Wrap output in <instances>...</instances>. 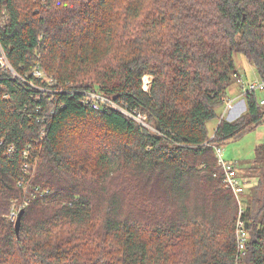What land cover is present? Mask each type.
<instances>
[{
    "label": "trees",
    "instance_id": "obj_1",
    "mask_svg": "<svg viewBox=\"0 0 264 264\" xmlns=\"http://www.w3.org/2000/svg\"><path fill=\"white\" fill-rule=\"evenodd\" d=\"M236 52L264 78V0H0V264H264V144L246 255L215 148L264 95L208 129Z\"/></svg>",
    "mask_w": 264,
    "mask_h": 264
},
{
    "label": "rangeland",
    "instance_id": "obj_2",
    "mask_svg": "<svg viewBox=\"0 0 264 264\" xmlns=\"http://www.w3.org/2000/svg\"><path fill=\"white\" fill-rule=\"evenodd\" d=\"M235 62L237 63V69L239 71V78L236 79L233 87L239 89L241 91V97L244 96L246 93L244 92V87L248 84V82L257 81L260 78H262L261 75H259L257 69L251 64L250 61L246 59L243 53L236 52L235 53ZM151 75H145L144 77V88L146 90L149 89L150 83L152 81ZM238 85V86H237ZM237 86V87H236ZM239 87V88H238ZM260 96H263L264 92L258 91ZM236 100V98H234ZM227 100H233V99H225L224 105L220 108L221 114L224 111V107H227V104L225 103ZM244 99H238V101H234V106L231 107V110H235L237 106H240L241 111L240 113H245L247 109L244 108L243 104ZM241 102L242 104H239ZM114 107H117L116 105ZM247 108V107H246ZM141 112H138V115ZM145 115V116H144ZM135 119L138 122L143 123L148 128H153L152 124L149 123L148 115L145 112H142V115L140 114ZM221 122L220 119L215 118L208 122V129L210 138H214L215 136V130L219 123ZM264 144V124H260L259 126L250 129V131H246L244 134L236 137V139L229 140L222 144L220 146V150L222 151L221 158L228 161L233 162L236 164V166L240 167V172L238 170V174L240 173L244 175L249 183H247L246 190L250 188L253 185H257L258 180L260 179V173L258 170L255 169H247L250 164L252 163V160L254 159L256 155V149L259 147V145ZM217 154V151H216ZM247 175V176H246ZM264 176V175H263ZM249 191V190H248ZM260 191V190H259ZM245 192L242 194L243 197L245 196ZM236 197V196H235ZM245 208V207H244ZM12 219H16V211L11 214Z\"/></svg>",
    "mask_w": 264,
    "mask_h": 264
},
{
    "label": "built area",
    "instance_id": "obj_3",
    "mask_svg": "<svg viewBox=\"0 0 264 264\" xmlns=\"http://www.w3.org/2000/svg\"><path fill=\"white\" fill-rule=\"evenodd\" d=\"M9 66L6 55L0 56V69L3 67ZM36 74L41 76L43 75V71L42 70H37ZM244 92L248 93V91H253V90H258L261 92H264V78H260L257 81H252V82H248V84L244 87ZM97 95L92 93V96L89 98V100L93 102V107L94 108H99V103L97 101H95ZM234 100H227L226 104V111L230 110L231 107L234 106ZM261 106L264 105V96L263 98L260 100ZM142 115V113H139V115ZM138 113L135 115V117L137 118ZM145 116V115H144ZM216 151H217V155H218V162L219 165L221 167V170H223L224 172V182L227 188L233 190L234 195L236 196V199L238 201V203L240 204V211H239V216H238V222H237V228H236V237H237V243H238V247L240 249V252L242 255H246L247 254V248L248 246H246L247 241L249 239V233L246 232L245 230V221L242 218V214L244 212V204H243V193L245 192V188L247 186V183H249V181L243 177L242 175L238 174V168L235 167V163L233 162H228L224 159L221 158V154L222 151L220 150L219 147H215ZM27 204V201L24 202V204L22 205V208Z\"/></svg>",
    "mask_w": 264,
    "mask_h": 264
},
{
    "label": "crops",
    "instance_id": "obj_4",
    "mask_svg": "<svg viewBox=\"0 0 264 264\" xmlns=\"http://www.w3.org/2000/svg\"><path fill=\"white\" fill-rule=\"evenodd\" d=\"M238 86V85H237ZM236 86V87H237ZM239 88V87H238ZM241 95V91L239 90V89H237V88H235V87H231L230 88V91H229V93H228V95H227V98L226 99H233L234 101H238V99H244L243 100V104L241 103V102H239V104H242L243 106H244V108L245 109H247L246 107H247V104H246V101H245V98H244V96H240ZM234 98H236V100L234 99ZM236 101V102H237ZM226 103V102H225ZM225 109H224V111L221 113V116H220V120H221V118H224V119H227V120H229V121H235V119H237V118H239L243 113L241 112L240 113V111H241V108H240V106H237L236 108H235V110H228V111H226V107H224ZM219 125H220V123H219ZM218 125V126H219ZM217 126V127H218ZM217 129V128H216ZM210 140H211V138H210ZM238 170H239V172H240V169L238 168ZM240 175H242L241 173H240ZM242 176H244V175H242ZM247 176V175H246Z\"/></svg>",
    "mask_w": 264,
    "mask_h": 264
},
{
    "label": "water",
    "instance_id": "obj_5",
    "mask_svg": "<svg viewBox=\"0 0 264 264\" xmlns=\"http://www.w3.org/2000/svg\"><path fill=\"white\" fill-rule=\"evenodd\" d=\"M22 214H23V211L19 213V215L17 216V219H16V230H17V233L19 234V231H20V228H21V217H22Z\"/></svg>",
    "mask_w": 264,
    "mask_h": 264
}]
</instances>
